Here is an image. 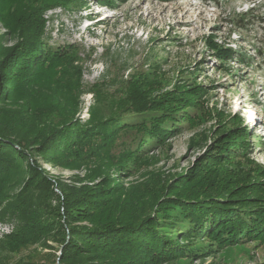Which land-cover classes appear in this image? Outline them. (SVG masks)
<instances>
[{
	"label": "rangeland",
	"instance_id": "374dc122",
	"mask_svg": "<svg viewBox=\"0 0 264 264\" xmlns=\"http://www.w3.org/2000/svg\"><path fill=\"white\" fill-rule=\"evenodd\" d=\"M37 4L32 0H0V41L5 47L18 42L23 28L19 18L25 7ZM43 16L45 41L53 50H64L67 57L46 72L39 92L55 91L57 81H80L81 92L75 89L72 93L78 95L73 99L79 103L76 117L82 121L90 120L92 113L94 120L142 119L121 106L136 82H142L153 97L181 84L190 87L202 83L208 91L196 104L179 111L177 115L189 114V118H182L162 142L147 140L148 155L133 167L132 175H117L124 170L93 158L69 167L37 155L38 166L52 180L71 185L75 177L98 181L109 173L140 191L146 190L147 184L155 190L175 184L180 175L190 173L196 177L192 184L203 190L209 183L197 175V164L208 156L219 132L237 124L247 125L251 131L250 146L239 149L230 163L208 166L210 181L215 180L211 189L222 184L229 190L257 179L255 169L264 168V0H114L110 5L104 0H56L43 10ZM210 41L231 48L235 54L220 58ZM59 92L61 100L64 94H71L68 90ZM150 114L158 113L147 112L146 117ZM26 126H30L28 119ZM171 126L172 122L163 125ZM25 131L32 133L33 129ZM141 133L149 138L133 126L120 130L115 155L136 147ZM54 189L61 194L56 184ZM62 209L60 220L67 240L70 229ZM17 223L11 217L0 218V264L60 262L63 245L55 230L28 245L16 246L7 235ZM82 223L89 225L88 221ZM190 242L197 255L163 264H264V242L259 240L225 247L208 238Z\"/></svg>",
	"mask_w": 264,
	"mask_h": 264
},
{
	"label": "trees",
	"instance_id": "16d2710c",
	"mask_svg": "<svg viewBox=\"0 0 264 264\" xmlns=\"http://www.w3.org/2000/svg\"><path fill=\"white\" fill-rule=\"evenodd\" d=\"M35 1L36 6H26L20 15L23 28L18 42L5 47L0 41V218L11 217L18 222L7 240L16 246L28 245L55 230L63 245L60 262L48 264H163L197 255L191 246L193 239L208 238L220 247L245 240L264 242V168L255 169L256 180L229 190L222 184L211 189L215 180L209 178V165L230 163L239 149L249 148L252 133L247 125L237 124L219 132L208 156L197 164V175L209 183L203 190L192 184L196 177L190 173L157 190L147 184L143 192L125 186L109 173L98 181L75 177V184L68 185L52 180L38 166L37 155L69 167L93 158L112 169L124 170L117 175H132L133 167L148 155L147 140L162 142L182 118H189V114L177 115L179 111L196 104L208 91L202 83L190 87L181 84L153 97L142 82H136L121 106L142 119L94 120L92 113L90 120L82 121L76 117L78 95L72 93L75 89L81 92L80 81H57L55 91L39 92L46 72L67 54L62 49L53 50L44 39L43 10L56 0ZM111 1L104 0L109 5ZM209 43L222 59L235 54L217 42ZM61 90L71 94H64L61 100ZM147 112L158 114L147 118ZM167 122L173 126L164 128ZM129 126L146 132L149 138L141 133L136 147L115 155L120 130ZM25 128L33 129L32 133ZM61 207L70 229L67 240Z\"/></svg>",
	"mask_w": 264,
	"mask_h": 264
}]
</instances>
